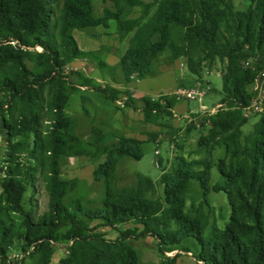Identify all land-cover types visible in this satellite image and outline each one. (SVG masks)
<instances>
[{
  "label": "trees",
  "instance_id": "obj_1",
  "mask_svg": "<svg viewBox=\"0 0 264 264\" xmlns=\"http://www.w3.org/2000/svg\"><path fill=\"white\" fill-rule=\"evenodd\" d=\"M108 1L115 10L106 9L95 16L90 0H0V112L24 102L13 124L5 123L8 135L16 142L2 158L12 166L0 167L1 197L23 234L10 233L8 240L1 237L0 264H50L52 245L59 243L67 250L59 264H141L127 242L131 235L151 236L161 254L167 251L164 247L188 239L198 250L195 257L201 264H264V100L261 116L246 141H240L239 128L245 120L238 112L226 110L207 116L211 128L197 145L208 151L212 144L224 147L229 162L216 163L222 185L215 190L227 194L231 207L224 228L207 230L204 216L197 220L183 212V193L189 181L195 180L207 203L212 163L175 157L170 170L158 179L162 197L156 193L155 183L139 173L132 184L118 186L119 166L125 159L139 161L144 142L118 136L112 144L97 145L79 139L64 122L63 108L72 87L65 86L61 76L68 62L95 59L94 52L78 48L72 30L87 33V29L112 20L123 33L121 38L131 33L116 64L123 82L155 76L160 55L169 62L183 59L194 76H199L203 64L217 59L225 63L222 101L233 100L244 107L249 98L245 89L252 81V85L256 83L258 77L254 76L264 65V0H249L245 10L235 9L231 0H153L155 9L150 16V5L142 0ZM133 7L141 12L138 18L130 19L127 16ZM34 48L40 51L31 54L28 50ZM248 59L255 60L253 69L241 66V61ZM99 66L112 69L104 62ZM93 89L108 95L103 88ZM173 105L168 100L144 99L143 117L157 112L169 118ZM44 114H50V126L43 135L40 125ZM67 149H72L67 154L73 157L104 155L92 171L93 181L103 185L99 200L82 195L69 198L77 183L62 180L59 172V158ZM26 152L29 156L23 162L20 155ZM39 155L43 156L40 167L48 209L35 219L22 203L36 181L38 163L30 166L29 160L38 161ZM198 164L201 168L194 169ZM128 223L134 228L119 231L113 240L97 230ZM171 224L176 229L167 231ZM0 227L3 229L1 219ZM14 238L22 242V254L19 261L11 262L7 250ZM161 264H172V259Z\"/></svg>",
  "mask_w": 264,
  "mask_h": 264
},
{
  "label": "rangeland",
  "instance_id": "obj_2",
  "mask_svg": "<svg viewBox=\"0 0 264 264\" xmlns=\"http://www.w3.org/2000/svg\"><path fill=\"white\" fill-rule=\"evenodd\" d=\"M149 4V16L153 13L155 5L153 0H142ZM237 10H245L249 0H231ZM95 16L101 15L103 10L114 11L113 3L108 0H90ZM141 9L133 7L128 18L135 19L140 15ZM88 32L72 30V36L78 48L82 51L94 52V58L85 60H72L61 69L63 82L68 88V99L63 108L64 122L67 128L76 134L84 142L97 145L112 144L116 137L136 138L142 144L143 156L139 161L125 159L119 166L118 186L130 185L133 183L136 173L151 179L156 186V193L162 197L163 187L158 183L162 172L170 170L174 158L182 156L188 162L209 161L212 163L209 175V192L207 203L203 202L202 190L197 181H189L183 193V212L194 219L204 216L207 220V230L211 227L224 228L231 214V207L227 200V194L222 190H215L222 185L216 163L219 161L229 162L224 154V147L220 144H212L211 150L198 146L197 141L206 137L210 130V123L207 116L216 112L231 110L238 112L245 120L240 126V141H246L253 132L256 122L259 120L262 109L255 111L251 106L260 99L256 83H249L245 89L249 98H246V105L239 107L233 100H224L223 93V72L225 63L215 59L211 64H203L199 76H194L187 71L183 59L169 62L165 55L157 59V74L146 76L143 79L133 78L125 83L116 64L125 52L128 39L131 33L123 38L121 31L117 30L116 23L112 20L105 21L87 29ZM31 54L39 52V48L29 49ZM104 62L111 70L99 66ZM245 69H253L254 59L241 61ZM32 68L34 64L27 62ZM264 65L255 74L259 77V84L264 88ZM256 87V88H255ZM93 88H103L107 94L95 91ZM193 98L185 97L186 92H191ZM113 95L114 100L109 99ZM3 95L0 93V101ZM173 102L171 117L167 118L157 112H151L148 118L143 117V100ZM264 103V101H263ZM179 108V109H178ZM24 109V102L18 101L11 106L4 107L0 112V167L12 166L2 158L3 153L9 146L16 142V139L8 135L6 125L13 124ZM50 114H44L41 119L40 130L44 135L50 126ZM150 134V135H149ZM67 142V141H66ZM70 142L66 143L68 146ZM68 148V147H67ZM89 148V147H88ZM91 149V148H90ZM72 149H67L65 155L60 159V178L66 181H76V191L69 198L82 195L91 200H99L103 196V185L92 179V171L103 162L104 155L97 157L90 156H68ZM29 152V151H28ZM21 153L20 160L23 162L29 153ZM25 157V158H24ZM43 156L39 155L38 161L29 160V164L38 163L36 169V181L24 195L23 205L35 219H38L47 212L48 196L46 184L42 177L40 162ZM199 170L201 166L194 165ZM0 171V182L2 177ZM69 200V199H68ZM0 219L3 222V229L0 227V239L7 240L13 232L22 236L23 230L17 226V218L8 211L7 202L0 194ZM96 221L92 223L95 225ZM131 223L116 226L114 229L98 227L106 239L113 240L118 236L119 231L133 229ZM140 228V227H137ZM176 226L171 224L167 231H174ZM3 232V233H2ZM11 233V235H9ZM137 233V231H135ZM15 236V234L13 235ZM17 237V236H15ZM19 238V237H18ZM127 242L138 253L141 264H161L166 258L172 259V264H201L196 259L197 249L186 239L177 245H169L164 254L159 252L157 242L151 236L134 237L131 235ZM22 242L14 238L7 250V257L11 262L21 259ZM67 255L65 245L59 243L52 245L50 264H59V261Z\"/></svg>",
  "mask_w": 264,
  "mask_h": 264
},
{
  "label": "built area",
  "instance_id": "obj_3",
  "mask_svg": "<svg viewBox=\"0 0 264 264\" xmlns=\"http://www.w3.org/2000/svg\"><path fill=\"white\" fill-rule=\"evenodd\" d=\"M262 77H264V72H262L260 74ZM257 89H258V96L260 97V92H261V89H262V86L259 84V77H258V85H256ZM185 97L186 98H189V99H192L194 96L192 94V91L191 92H186L185 93ZM252 108L254 107V110L257 111L259 110V100H257V102L255 101L254 102V106H251ZM260 111V110H259Z\"/></svg>",
  "mask_w": 264,
  "mask_h": 264
},
{
  "label": "bare ground",
  "instance_id": "obj_4",
  "mask_svg": "<svg viewBox=\"0 0 264 264\" xmlns=\"http://www.w3.org/2000/svg\"><path fill=\"white\" fill-rule=\"evenodd\" d=\"M256 85H258V83H256ZM263 100H264V88L262 87L261 92H260V99H259V110L261 109V104H262ZM252 106H254V104Z\"/></svg>",
  "mask_w": 264,
  "mask_h": 264
},
{
  "label": "crops",
  "instance_id": "obj_5",
  "mask_svg": "<svg viewBox=\"0 0 264 264\" xmlns=\"http://www.w3.org/2000/svg\"><path fill=\"white\" fill-rule=\"evenodd\" d=\"M108 65V64H107ZM110 66V65H109ZM110 67H113V66H110ZM179 109V108H178Z\"/></svg>",
  "mask_w": 264,
  "mask_h": 264
}]
</instances>
